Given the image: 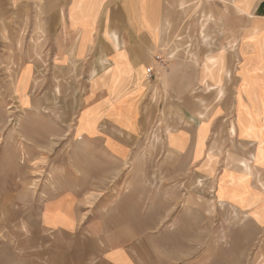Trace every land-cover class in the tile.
Instances as JSON below:
<instances>
[{
  "label": "rangeland",
  "instance_id": "rangeland-1",
  "mask_svg": "<svg viewBox=\"0 0 264 264\" xmlns=\"http://www.w3.org/2000/svg\"><path fill=\"white\" fill-rule=\"evenodd\" d=\"M213 2L201 6L200 0H165L170 23L165 31L164 24L158 28L165 44L157 51L166 67L177 65L181 84L175 93L152 81L140 133L138 112L126 106L128 96L119 89L128 77L139 87L147 86L145 68L133 71L120 56L101 80L89 78V64H63L52 58L55 49L43 46L40 16L29 41L26 4L25 15L17 10L0 14V208L4 205L10 219L0 223V264H96L100 254L123 248L141 264H264V226L217 201L221 188L217 196L215 174L205 172L213 160L219 163L225 155L229 137L226 123L217 119L221 113L215 111L223 98L216 90L207 92L203 83L216 88L218 78L227 76L225 71L233 80L237 53L243 59L238 74L245 96L249 103L255 99L264 104V96L256 95L264 91V67L254 62L262 34L258 36L256 20L228 9L226 25L208 24L204 42L202 15L212 11L218 19L219 10L224 11L222 3L232 7V0ZM255 2L243 0V10L252 14ZM5 7L12 9L7 2ZM242 29L236 40L235 33ZM219 53L225 54V60ZM218 55L219 60L208 58L203 63L207 56ZM22 59L38 60L30 64ZM206 65L215 68L207 72ZM106 77L104 86L109 84L115 117L138 133L131 137L114 132L128 150L111 142L108 146L121 159L108 155L103 145L84 134L98 133L90 118L94 109L82 108L90 85L94 89ZM225 83L222 79V86ZM238 105L239 121L252 120L240 100ZM56 112L69 113L65 120L71 127L58 123ZM209 119L215 120L213 128L217 126L208 142L209 148L212 140L218 142L213 153L206 151ZM83 125L87 132L78 131ZM196 128L194 161L204 159L205 166L168 148L183 151L188 136L180 132L166 138L167 131ZM230 134L236 135L234 125ZM191 192L201 203L189 209L186 199H192ZM55 210L57 215L47 223ZM65 211L72 215L70 220L62 216Z\"/></svg>",
  "mask_w": 264,
  "mask_h": 264
},
{
  "label": "crops",
  "instance_id": "crops-1",
  "mask_svg": "<svg viewBox=\"0 0 264 264\" xmlns=\"http://www.w3.org/2000/svg\"><path fill=\"white\" fill-rule=\"evenodd\" d=\"M6 2L11 5L12 9L5 7ZM200 2L201 6L204 3L211 5L213 0H200ZM25 4L27 6L26 14L28 22L31 25V27L29 25V41L34 35L36 18L40 16V21L43 23L44 40L46 42L43 46L55 49L52 58L58 63L89 64L90 74L88 77L90 78L91 75L96 77L97 80H101L105 72L122 57L133 71H142L143 68L147 69L148 67L154 68V78L152 80L147 78L149 80L147 86L139 87L135 85L132 77H128L123 79L127 80L128 83L124 84V88L119 89L123 90V93L121 92L122 95L128 96L126 106L134 107L138 112L136 119L137 126L139 127L138 133L141 132V128L143 127L144 120L142 114L145 110L144 106L149 103L148 98L154 87L152 81L155 79L154 83H157L159 89L165 88L167 85L172 92L179 89L181 78L178 69H176L177 65L166 67L165 64H159L154 59L156 55L161 54L157 49L163 43L165 44V41L160 38L158 28L160 30L164 24L165 31V26L170 23L166 16L165 0H0V14L9 15L13 14V10H17V12L25 15V8H23ZM217 4L219 5L217 8H220V3ZM222 4H224V11L219 10L218 19H216L212 11L207 15H202V18H204L201 21V36L203 41L207 42L208 40L205 34L206 26L208 24L223 25L220 21H223L222 23L226 25L225 21L229 16L226 11L232 9L238 16L246 17L249 21L256 20L258 36L262 34V40H258L256 44L254 62L258 63L260 67H264V0H256L252 8V14L246 11L247 8L243 10V0H232L230 4L231 8L228 7L229 3ZM184 6V3H181V9ZM243 32L244 30L242 29L240 33H235L236 40L238 36H242ZM219 55L221 54L219 53ZM219 55L207 56L203 63H208V58L219 60ZM224 55L222 54L221 56L225 60ZM37 60L22 59V62L32 64L37 62ZM235 63L236 68L233 80L232 77L229 78L230 71H225L227 76H224L222 79L226 83L222 87L211 88L208 82H203L207 92L216 90L218 93L217 97L223 98L219 109L215 111L218 114L221 113L217 119L223 124L226 123L225 132L229 137L225 155L220 159L219 163L213 160L207 166L205 172L210 176L212 174L214 176L215 174L214 192L216 194L219 187L221 188V197L217 201H222L239 211L247 213L249 219L259 226H264V104L258 103L255 99L254 103H249L242 90V79L238 74L243 59L237 53ZM104 65H109V67L107 69L104 68L102 72L100 69ZM213 67L215 68V66ZM214 68L207 70L205 66L207 72H212ZM230 79L232 80L231 83L228 82ZM105 80L108 81V78L106 77L102 81H99L94 89L90 85L82 108L83 110L86 107L85 105H89L94 109L92 110L93 114L91 117L87 115L86 118H91L93 126L98 127V133L94 136L87 135L88 128L85 125L78 130L86 131L87 133H84L85 137L93 143L98 142L103 145L108 155L115 159H121L108 146V142H111L121 145L122 148L128 150L122 143V140L115 136L114 132L131 137H136L138 133L128 130L115 117L116 108L110 103L109 84L105 87ZM256 95L262 97L264 96V91H257ZM239 96L243 102L242 106L244 104L252 116V120L247 117L243 124L239 121L238 115ZM46 100L50 101L47 98ZM199 116L201 117L202 115L199 114ZM189 120L196 123V119L193 117H190ZM214 121L210 119L205 121L209 123L206 151L210 149L211 153H213V147L218 144L217 141L213 142L212 140V147L209 148L208 146V142L212 139V134L213 137L216 135L213 133L217 128V126L213 128ZM232 125H234L236 130V135L234 136L230 134ZM251 126V130H248ZM196 131L197 128L178 132L167 131L169 135L166 138L171 135V137L176 136L175 133L181 132L186 134L188 141L183 151H178L173 147L168 148L180 155L187 154L191 162L201 165L204 159L194 161ZM168 142L176 143V139L174 141L166 139V143ZM127 156H130L129 152ZM242 161L247 162L251 170L250 173L245 170ZM202 166L205 165L202 164ZM190 194L192 202L188 203V208L192 209L194 204L201 202L197 200L194 192ZM175 201L177 203L179 200L176 198ZM201 205L200 207H202ZM55 212L56 210L53 213L50 212L49 218L47 217L46 219L47 223L49 219L57 215ZM63 213L64 215L62 216L68 217L70 220L72 215L67 214L66 211ZM46 220L44 221L46 222ZM59 229L62 228L59 227ZM96 264L141 263H138L136 258L127 249L123 248L111 249L100 254Z\"/></svg>",
  "mask_w": 264,
  "mask_h": 264
},
{
  "label": "bare ground",
  "instance_id": "bare-ground-1",
  "mask_svg": "<svg viewBox=\"0 0 264 264\" xmlns=\"http://www.w3.org/2000/svg\"><path fill=\"white\" fill-rule=\"evenodd\" d=\"M211 66H215V65H211ZM210 68V66L209 65H206V69L208 70ZM145 74H146V78H148V76H147V73H146V69H145ZM147 82H149V80H147ZM218 84H217V87H222V77L219 79L218 78V82H217ZM47 99H49V98H47ZM240 100V106L241 107H244L245 108V106H244V104H243V106H242V100L241 99H239ZM45 102H48V100H46L45 99ZM55 113V112H54ZM57 114H58V112H56ZM59 116L57 117V115H55L56 116V121L58 122V123H60V124H63V126H69V127H71V125H69V124H67V121L65 120V118H68L69 117V113H63V112H59V114H58ZM78 131H80V130H78ZM65 136V135H64ZM68 136V135H67ZM66 137V136H65ZM64 137V138H65ZM79 140H82V138H79ZM242 163H243V165L245 166V170L248 172V173H250V168H249V165L247 164V162L246 161H242ZM117 175V174H116ZM252 177V176H251ZM179 198V197H178ZM186 201H187V203H189V202H192V199H190L189 197H188V199H186ZM221 204H225L224 202H222L221 201ZM13 204H11V206H12ZM6 213H7V211H5V207H4V205L0 208V223H8L9 221H10V219H7V216H6ZM1 215H4V217H5V219L3 218L2 219V217L3 216H1ZM10 223V222H9Z\"/></svg>",
  "mask_w": 264,
  "mask_h": 264
},
{
  "label": "built area",
  "instance_id": "built-area-1",
  "mask_svg": "<svg viewBox=\"0 0 264 264\" xmlns=\"http://www.w3.org/2000/svg\"><path fill=\"white\" fill-rule=\"evenodd\" d=\"M154 59H155V62H157V63H159V64H162V65L165 64V59H164L163 56L160 55V54H159V55H156ZM146 73H147L148 79H149V80H152V79L154 78L155 70H154L153 67H148V68L146 69Z\"/></svg>",
  "mask_w": 264,
  "mask_h": 264
}]
</instances>
